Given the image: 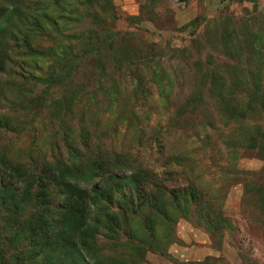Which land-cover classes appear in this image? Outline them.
I'll return each instance as SVG.
<instances>
[{
  "label": "rangeland",
  "instance_id": "rangeland-1",
  "mask_svg": "<svg viewBox=\"0 0 264 264\" xmlns=\"http://www.w3.org/2000/svg\"><path fill=\"white\" fill-rule=\"evenodd\" d=\"M211 85L225 88L220 111L183 109ZM255 104L264 105V0H0V186L30 178L38 203L60 206L48 175L63 176L72 158L67 134L89 157L84 169L120 154L163 189L133 194L144 207L135 215L129 205L95 212L93 264H264V111L237 117ZM229 110L237 122L227 125ZM33 205L0 208V264L67 255L28 239Z\"/></svg>",
  "mask_w": 264,
  "mask_h": 264
},
{
  "label": "trees",
  "instance_id": "trees-1",
  "mask_svg": "<svg viewBox=\"0 0 264 264\" xmlns=\"http://www.w3.org/2000/svg\"><path fill=\"white\" fill-rule=\"evenodd\" d=\"M83 59L85 58L82 56V60ZM209 76L210 79H225V77L217 76L215 73L214 76H212V74H209ZM54 83L55 81L52 80L50 85ZM211 86L212 87L208 89L210 92L206 97H204L203 89L199 88L189 99L191 102L187 103L183 109L187 106L192 109L196 107L204 108L207 103H212L215 112L217 110L220 111L216 103L218 102V97H222L221 92H223L225 88H222V86ZM258 90L259 87L257 88V91ZM230 91L233 92L234 88H230ZM205 98L209 99V102H206ZM39 100L40 102L37 105L45 101V98H39ZM70 101H72L71 98H65L63 101L64 105H68ZM258 107L264 111V105L258 106V104H255L254 107L248 105L237 117L245 118L249 113L257 115ZM262 113L264 114V112ZM216 114L218 115V113ZM221 115L224 118V123L227 122V125L232 121L237 122L234 111L229 110L227 114L224 112V116L223 114ZM81 134L82 139L80 142L84 144L87 139L86 130L82 129ZM66 135L64 141L68 144L67 147L69 148V153L72 158L69 157L67 163L61 164L63 176H57L55 174L48 175L50 183L56 189L54 197H57V195L63 197L60 206L56 208L51 206L52 202L45 196L39 198L38 203V196L35 195L33 180L30 178L23 179L18 175L12 177V179L18 178V181H20L18 182L19 186L13 187V182L8 185L3 184L0 186V208L10 205L15 208L27 207L34 199L32 208L36 211L33 210V214L22 222V224H24L22 228L27 230L28 239L32 240L35 247H48L53 252H57L59 248L64 250L67 253L65 257H57L58 254L61 253L60 251L54 253L53 261L57 264H93L92 253H94V247H96L99 231L96 226V220L100 219L98 216H95V212L100 211L104 216L106 215L105 217H108L107 215H110L115 208L119 213L124 214L125 205H129L131 213L135 215L137 210L144 207L141 203L133 200V194L142 192V189L147 185L153 186L154 188L158 187L160 190L163 189L154 181L148 183L146 181L147 178H145L146 175H144L143 172L141 173L139 170L129 166H123V164H128L129 161L120 154L106 152L107 155H104H106L108 159L106 160L107 166L105 168L92 167L91 169H84L83 165L87 163L89 157L87 155L77 156V148L74 147L70 138ZM110 155L120 157V162L118 161V164H113ZM82 163L83 165H81ZM67 173H76V176L68 180L65 178V174ZM12 179L10 177L8 182ZM44 187L45 186H42L43 190ZM42 189L39 188L37 191L41 192ZM126 190L127 193H125ZM174 192L175 189L171 191V193ZM192 193L198 194L199 191L192 188ZM116 195H127L129 197V203L123 202L124 204H122L120 201L118 202ZM37 209L39 212H37ZM47 212L51 213L49 217L45 216ZM34 218L36 219L34 220ZM143 225L147 231L150 233L153 232L154 225L151 219L144 222ZM114 234L115 233L107 234V237L112 239ZM68 254L72 255L71 259Z\"/></svg>",
  "mask_w": 264,
  "mask_h": 264
}]
</instances>
